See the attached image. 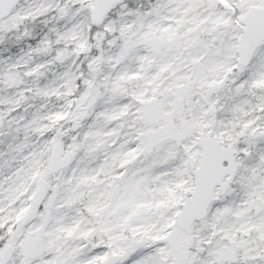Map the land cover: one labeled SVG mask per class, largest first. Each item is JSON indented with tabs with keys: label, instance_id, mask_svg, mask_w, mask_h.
I'll return each mask as SVG.
<instances>
[{
	"label": "snow or ice",
	"instance_id": "6c2138e0",
	"mask_svg": "<svg viewBox=\"0 0 264 264\" xmlns=\"http://www.w3.org/2000/svg\"><path fill=\"white\" fill-rule=\"evenodd\" d=\"M0 264H264V0H0Z\"/></svg>",
	"mask_w": 264,
	"mask_h": 264
}]
</instances>
